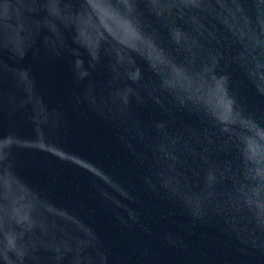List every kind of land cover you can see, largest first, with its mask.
<instances>
[{
    "label": "water",
    "instance_id": "95a60500",
    "mask_svg": "<svg viewBox=\"0 0 264 264\" xmlns=\"http://www.w3.org/2000/svg\"><path fill=\"white\" fill-rule=\"evenodd\" d=\"M0 264H264V0H0Z\"/></svg>",
    "mask_w": 264,
    "mask_h": 264
}]
</instances>
